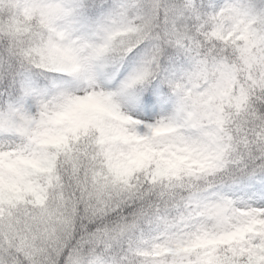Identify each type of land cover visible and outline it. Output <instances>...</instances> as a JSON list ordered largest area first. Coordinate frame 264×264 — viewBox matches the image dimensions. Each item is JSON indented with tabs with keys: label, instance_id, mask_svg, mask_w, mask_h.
Returning a JSON list of instances; mask_svg holds the SVG:
<instances>
[{
	"label": "snow or ice",
	"instance_id": "6c2138e0",
	"mask_svg": "<svg viewBox=\"0 0 264 264\" xmlns=\"http://www.w3.org/2000/svg\"><path fill=\"white\" fill-rule=\"evenodd\" d=\"M0 264H264V0H0Z\"/></svg>",
	"mask_w": 264,
	"mask_h": 264
}]
</instances>
